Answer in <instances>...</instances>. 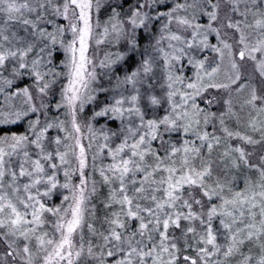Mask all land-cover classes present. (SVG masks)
<instances>
[{"label":"snow or ice","instance_id":"obj_1","mask_svg":"<svg viewBox=\"0 0 264 264\" xmlns=\"http://www.w3.org/2000/svg\"><path fill=\"white\" fill-rule=\"evenodd\" d=\"M25 120L0 264H264V0H0Z\"/></svg>","mask_w":264,"mask_h":264},{"label":"trees","instance_id":"obj_2","mask_svg":"<svg viewBox=\"0 0 264 264\" xmlns=\"http://www.w3.org/2000/svg\"><path fill=\"white\" fill-rule=\"evenodd\" d=\"M201 22L207 23V18L206 17L202 18ZM211 39H212V42H215V38L214 37H212ZM191 74H192L191 73V69H189L188 70V75H191ZM64 82H66V81H61V84L64 83ZM61 84H57V86H56L57 95L53 98V101L59 99L58 92H59V88L61 87ZM91 111H92V106H88L86 108V110H85V113L83 114V117L86 118L88 115H90ZM100 122L103 123V121H100ZM98 126L99 125H97V127ZM26 128H27V121L25 120L22 123L17 124V125H8V126L0 127V133H10V132L22 133V132H24L26 130ZM104 191H106V190H102V192L100 194L101 196H103ZM53 202L56 203V204H59L60 197L59 196L55 197ZM94 202H96V201H94Z\"/></svg>","mask_w":264,"mask_h":264},{"label":"rangeland","instance_id":"obj_3","mask_svg":"<svg viewBox=\"0 0 264 264\" xmlns=\"http://www.w3.org/2000/svg\"><path fill=\"white\" fill-rule=\"evenodd\" d=\"M250 71H251V66L250 65L246 66V72H250Z\"/></svg>","mask_w":264,"mask_h":264}]
</instances>
